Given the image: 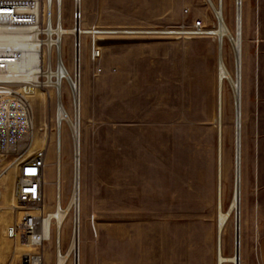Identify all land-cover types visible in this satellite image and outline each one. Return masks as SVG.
Instances as JSON below:
<instances>
[{"label": "rangeland", "instance_id": "obj_1", "mask_svg": "<svg viewBox=\"0 0 264 264\" xmlns=\"http://www.w3.org/2000/svg\"><path fill=\"white\" fill-rule=\"evenodd\" d=\"M234 8L235 0H222V15L230 31L234 29ZM82 9L85 24L109 29H174L201 21L209 30L216 24L206 0H82ZM63 10L65 27H69L71 0L63 1ZM62 40V58L70 67L71 39L65 36ZM89 44L83 39L81 263L92 264L90 254L98 253L107 256L108 264H140L141 253L150 251L155 252L157 264H215V39L109 36L97 62L91 60ZM221 56L226 68L233 71L227 40ZM46 90L52 94L44 104L47 109L41 107L39 98L30 99L35 114L46 109L50 121L47 144L39 141L34 148L50 151L48 160L53 162L56 98L53 89ZM241 93L239 211L244 264L245 257L257 251L264 233V0H242ZM62 101L67 103L65 89ZM39 123L35 119L36 127ZM224 127L226 208L233 180V111L227 84ZM44 132L39 131L38 140ZM61 143L62 193L66 198L71 148L65 127ZM8 171L0 180L1 232L23 215L13 192L16 171ZM44 176V208L50 210L54 170ZM12 198L14 211L8 209ZM68 225L66 222L63 227V242ZM233 235L230 219L224 235L223 254L227 257L233 253ZM11 244L3 240L0 264H21L26 256L21 249L11 253ZM39 250L34 247L27 255ZM42 250L44 264H54L53 242L44 244Z\"/></svg>", "mask_w": 264, "mask_h": 264}, {"label": "built area", "instance_id": "obj_2", "mask_svg": "<svg viewBox=\"0 0 264 264\" xmlns=\"http://www.w3.org/2000/svg\"><path fill=\"white\" fill-rule=\"evenodd\" d=\"M18 1H0V36L20 32L23 24L32 23V15L23 9L32 8ZM22 7V9H21ZM50 19L54 26L64 24L63 2L56 6L53 4ZM70 34H61L59 39V47L63 45V38L69 36L71 39V67H68L59 59V64L68 75L67 70L70 69L69 78L61 75L60 85L58 88L60 108L69 114V119L62 118L58 128V152L61 153V138L63 128L68 131L70 148H71V167H70V186L68 195L63 197L62 193V168L61 160L59 166H56L54 172L53 184V200L50 210L66 211L61 220L59 227H56L52 218L48 225V237L43 236L45 220L48 217L49 210L44 208V186L45 176L44 167L46 162V149L40 148L31 156H28L27 149L32 145L33 137V109L30 102L32 93L30 85L20 80L23 73L22 70L14 68L19 62V57L11 53V48L0 47V179L5 176L9 169L16 168V194L17 205L23 216L20 221H12L6 226L5 230L0 233V239L14 240L26 242L32 238H38V242L34 247L40 248L39 252L34 255H26V264H44L43 246L50 241L53 242V259L54 264L61 255L66 256L62 264H82L81 263V162L80 152L78 148L77 154L72 148L75 146V138L78 140L79 146L81 133V109L82 98L80 90V60L77 61L76 53L82 49L83 39L89 41L90 57L93 62H97L102 55L104 42L109 36L135 37V38H192L204 37L208 35V29L201 21H195L191 26H179L170 29H109L96 25H87L84 20L82 9V0H71V17ZM43 26V23L41 24ZM36 43L29 51L36 55L35 64L32 67L39 68L44 66L46 60V46L44 40L46 35L40 34L36 36ZM56 37V35H52ZM1 38V37H0ZM32 41V38L29 40ZM55 45L51 46L54 52ZM16 49V48H14ZM13 49V50H14ZM17 50V49H16ZM38 53V54H37ZM54 53L51 55V65L54 69L55 59ZM80 59V58H79ZM47 64V63H46ZM77 66V75H76ZM31 70L25 69L24 72ZM56 70V69H55ZM97 73L101 72V68L97 67ZM56 77L53 76L52 79ZM44 78H41L43 80ZM67 92V103L62 101V91ZM58 161H56V164ZM68 222L67 240L63 242V227ZM23 262V260H22ZM22 264V263H21Z\"/></svg>", "mask_w": 264, "mask_h": 264}, {"label": "bare ground", "instance_id": "obj_3", "mask_svg": "<svg viewBox=\"0 0 264 264\" xmlns=\"http://www.w3.org/2000/svg\"><path fill=\"white\" fill-rule=\"evenodd\" d=\"M5 1V0H0ZM11 1V0H6ZM18 1V0H12ZM64 0H19L27 5H31L32 8L23 9L22 11H27L32 15V23L31 24H23L21 27H18L20 32L11 33L9 35L0 36V47L11 48L10 51L15 56L19 57V62L14 66L18 70H22L23 73L20 74V80L25 84H29L30 92L32 93L30 99L39 98L41 100V107H46L44 104H48L51 97L50 90L53 89L54 96L56 98L55 110L53 111V120L55 125V133H54V161L51 162L48 159L51 158L50 151L46 150V160L44 173L48 174L54 170H56V166H59V162L61 160V153L58 152V128L60 126V121L62 118L66 120L69 119V114L63 111L60 108L59 102V93L58 88L60 85V77L61 75H66L65 71L59 64L58 68H56L57 62L62 60V47H59V39H61V34H70L71 29L63 27L59 24V26H54L52 20L50 19V14H52L53 4L55 6L58 3L63 2ZM208 6L212 10L214 14V18L216 24L213 28L208 30V35L213 37L217 44V74L215 79V88H216V110L214 113L213 123L216 129V215H215V233H216V262L215 264H241V242H240V201H241V166H242V145H241V106H242V93H241V17H242V0H235V8H234V29L230 31L225 20L222 15V0H216L213 2L212 0H206ZM21 3V5H23ZM22 9V7H21ZM43 23V26L41 25ZM44 34L46 35V39L44 40V45L46 46V61L45 65H39V68L32 67L35 64V54L30 53L29 51L36 43H41L40 40H36L38 35ZM52 35H56V37H52ZM32 38V41L29 40ZM224 40H227L230 43L232 54H233V71L230 72L221 56V49ZM55 45L54 52L51 49V46ZM62 46V45H61ZM16 48V49H14ZM14 49V50H13ZM54 53L55 65L54 69L51 65V55ZM38 54V53H37ZM82 49L76 53L77 61L80 60V77H81V63H82ZM80 58V59H79ZM47 63V64H46ZM26 72L25 69H29ZM71 67V66H70ZM56 69V70H55ZM70 69L66 71L68 78L73 77L70 75ZM76 75H77V66H76ZM55 76V79L52 77ZM41 78H44L41 80ZM86 84V82H85ZM228 85L231 92L232 99V111H233V180L231 186V194L227 203L226 208H224V183L227 181L226 177V160H225V149H224V86ZM80 88H82V83H80ZM81 90V89H80ZM47 102V103H46ZM33 137H32V145L27 149L28 156H31L35 153L36 147L34 148V144L39 141L47 144L46 140V131L48 129V118L45 112L38 111V114H35L33 104ZM207 118V117H206ZM35 119L40 123L39 127H36ZM39 131L44 132L45 135L41 137V140H38ZM75 146L72 148L73 152L77 154L78 148L80 152L81 144L79 140V146L77 147L78 140L75 138ZM56 161L58 163L56 164ZM16 171V168H12ZM11 171V170H10ZM8 171L6 175L10 172ZM4 176V177H5ZM2 177L1 179H3ZM0 179V180H1ZM12 180V178H11ZM46 184V182H45ZM45 187V186H44ZM46 190V188H45ZM14 196L16 194V188L14 185ZM54 192V191H53ZM54 195V194H53ZM44 196V195H43ZM16 199V198H15ZM14 198L11 199L8 209L11 211L15 210V207L12 205ZM8 206V205H7ZM66 214V211H54L49 210L48 217L45 220L43 236L45 238L48 237V225L49 221L52 218H56L54 224L56 227H59L62 218ZM23 215H21L22 217ZM239 218V219H238ZM232 219L233 224V253L230 257H227L223 254L225 249L224 235L226 227L229 223V220ZM0 233H1V218H0ZM3 238L0 239V247L3 242ZM38 238L29 239L26 242H19L18 239H14L11 241V245L9 247V251L12 253L14 251H18L21 249L22 251H26L24 255H27L29 251L34 249V246L38 242ZM50 239L48 240V244L50 243ZM66 259V256L61 255L57 261V264H62V262ZM56 264V262H55Z\"/></svg>", "mask_w": 264, "mask_h": 264}, {"label": "crops", "instance_id": "obj_4", "mask_svg": "<svg viewBox=\"0 0 264 264\" xmlns=\"http://www.w3.org/2000/svg\"><path fill=\"white\" fill-rule=\"evenodd\" d=\"M45 181H47L46 176ZM90 256L89 260H91L92 264H108L107 256L104 257L102 254L99 255L98 253H91ZM140 256V264H157L155 252H142ZM244 264H264V233L261 235L258 242L257 251L255 254H250L245 257Z\"/></svg>", "mask_w": 264, "mask_h": 264}, {"label": "water", "instance_id": "obj_5", "mask_svg": "<svg viewBox=\"0 0 264 264\" xmlns=\"http://www.w3.org/2000/svg\"><path fill=\"white\" fill-rule=\"evenodd\" d=\"M238 219H239V218H238ZM26 259H27L26 256H24V257L22 258V260H23L22 264H26Z\"/></svg>", "mask_w": 264, "mask_h": 264}]
</instances>
